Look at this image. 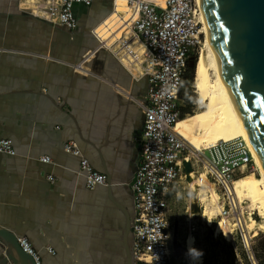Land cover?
<instances>
[{
	"label": "crops",
	"instance_id": "obj_1",
	"mask_svg": "<svg viewBox=\"0 0 264 264\" xmlns=\"http://www.w3.org/2000/svg\"><path fill=\"white\" fill-rule=\"evenodd\" d=\"M109 3L77 5L78 28L70 30L30 13L27 3L0 0V138L16 150L0 152V225L28 237L44 264H123L148 78L92 35L91 21ZM128 17L118 1L97 23L105 47L114 50ZM71 140L109 187H87L81 156L64 148Z\"/></svg>",
	"mask_w": 264,
	"mask_h": 264
},
{
	"label": "built area",
	"instance_id": "obj_2",
	"mask_svg": "<svg viewBox=\"0 0 264 264\" xmlns=\"http://www.w3.org/2000/svg\"><path fill=\"white\" fill-rule=\"evenodd\" d=\"M17 1L27 3L30 13L56 26L76 30V6L89 7L96 0H33L37 5L28 4V0ZM111 1L112 10H115L116 0ZM126 1L131 19L129 25L124 26L123 36L116 41V50L110 52L138 77L148 78L143 106L141 160L132 183V264H173L170 199L181 181L182 163L186 156L191 157L193 165L203 166L207 177L220 186L223 194H218L219 200H223L220 215L240 223L238 208L242 210L231 184L249 174L251 169H256L255 162L242 138L220 141L200 151L177 130L178 121L188 112L183 103V84L189 64L195 60L206 40L197 0ZM124 13L120 11V15ZM84 59L87 60L85 56ZM64 148L73 155L81 156L80 172L87 187L108 184L107 175L96 170L83 157L75 141L66 142ZM0 152L16 153L10 139L0 138ZM40 159L52 162L48 155ZM49 178L53 177L50 175ZM253 217V213L249 212V220ZM237 233L245 243L248 242L243 226L237 229ZM18 242L35 264H44L28 237H19ZM48 250L55 253L51 246Z\"/></svg>",
	"mask_w": 264,
	"mask_h": 264
},
{
	"label": "water",
	"instance_id": "obj_3",
	"mask_svg": "<svg viewBox=\"0 0 264 264\" xmlns=\"http://www.w3.org/2000/svg\"><path fill=\"white\" fill-rule=\"evenodd\" d=\"M202 3L233 99L264 165V0H202ZM193 63L189 66L193 67ZM125 215L120 253L123 264H132L133 217ZM0 264H35L20 247L18 236L1 225Z\"/></svg>",
	"mask_w": 264,
	"mask_h": 264
},
{
	"label": "rangeland",
	"instance_id": "obj_4",
	"mask_svg": "<svg viewBox=\"0 0 264 264\" xmlns=\"http://www.w3.org/2000/svg\"><path fill=\"white\" fill-rule=\"evenodd\" d=\"M108 2H110L109 10L98 19L92 20L93 22L91 21L89 28H94L102 18L112 11L113 3L111 0H108ZM203 47L205 48L206 45ZM195 68L192 69L191 66L188 68L187 77L183 84V103L188 112L183 116V122L180 126L194 144V148L202 150L205 145L207 131H211L216 137H218V132L217 124L206 121L207 100H201L196 93ZM206 147L212 146L208 145L204 148ZM187 164L191 166L190 163ZM256 166L254 165V167ZM193 169L195 171L194 182H211L217 193L223 196L220 186L211 177H207L203 166L193 165ZM186 172L187 170L184 168L181 181L174 189L170 199L171 213L169 219L173 230L171 244L173 264H244V259L239 257L242 254L241 248L247 249L251 255L252 249L258 245V238L264 234V218L255 206L252 210L251 202L245 199L243 204L239 203L241 210L244 212L243 216L240 208H238L242 222L240 223L231 217L228 218L229 227L233 229V235L231 234L232 230L224 233L217 232L219 220L223 217L219 215L218 218L209 221L207 216H203V203L199 201L194 205L191 192V187L193 188L194 185L188 179ZM250 173L258 175V171L254 168L250 170ZM235 199L237 200V198ZM219 204L222 208V199L219 200ZM249 212L253 213L254 216L251 220H249ZM240 226L245 229L247 243L237 233ZM230 244L238 251L239 256L237 258H234L230 253Z\"/></svg>",
	"mask_w": 264,
	"mask_h": 264
},
{
	"label": "bare ground",
	"instance_id": "obj_5",
	"mask_svg": "<svg viewBox=\"0 0 264 264\" xmlns=\"http://www.w3.org/2000/svg\"><path fill=\"white\" fill-rule=\"evenodd\" d=\"M31 1L36 3L33 0ZM118 1L125 2V5L127 6L126 0H116V6ZM197 4L201 10V20L204 25L206 37L204 46L206 45V47H203L204 49L202 48L193 63L192 69H194L196 66L195 88L196 93L200 96L201 100H207V108L205 111L206 121L217 124L218 132V137H216L214 133L207 131L204 147L208 145L214 146L220 141H229L236 138H242L245 141L246 146L250 150L254 162L256 163L255 165H257L255 168L258 171V175L249 173L239 179L234 180L231 184V190L235 195V198H237L236 201H238L240 204H243L245 199L249 200L251 202L250 205L253 206L251 207L252 210H254L255 206L257 211H259L264 218V165L256 151L242 113L233 99L225 72L216 54L202 0H197ZM130 19L131 18L129 14L127 19L128 23ZM96 28L97 26L92 28L91 33L98 40L99 47L109 52L110 50H113L111 47L108 48L104 46L106 43H103ZM182 122L183 117L178 121L177 130L187 140V142L192 144L190 138L180 126ZM192 146L194 147V144H192ZM204 147L202 150L210 148ZM186 163H190L191 166L188 164L186 165ZM182 165L183 170L184 168L187 170L186 175L188 179L194 185L193 188L191 187L194 205L199 201L203 203V216H207V220L212 221L213 219L218 218L222 208L219 204V195L215 190L214 185L211 182H194L195 171L193 169L190 156H186ZM230 230L231 228L229 227L228 220L221 218L218 223L217 232H228Z\"/></svg>",
	"mask_w": 264,
	"mask_h": 264
},
{
	"label": "trees",
	"instance_id": "obj_6",
	"mask_svg": "<svg viewBox=\"0 0 264 264\" xmlns=\"http://www.w3.org/2000/svg\"><path fill=\"white\" fill-rule=\"evenodd\" d=\"M229 247L230 253L233 255L234 258H237V256H239L238 251L234 248L232 244H230ZM241 250L242 254L239 257L244 259V264H264V234L260 238H258V245L257 247L252 249L251 255L247 249L241 248Z\"/></svg>",
	"mask_w": 264,
	"mask_h": 264
}]
</instances>
